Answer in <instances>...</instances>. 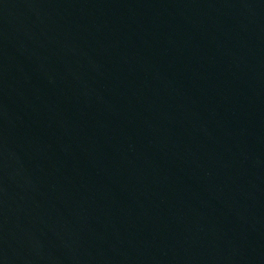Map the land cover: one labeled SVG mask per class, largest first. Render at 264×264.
Listing matches in <instances>:
<instances>
[{
  "label": "water",
  "instance_id": "1",
  "mask_svg": "<svg viewBox=\"0 0 264 264\" xmlns=\"http://www.w3.org/2000/svg\"><path fill=\"white\" fill-rule=\"evenodd\" d=\"M0 264H264V0H0Z\"/></svg>",
  "mask_w": 264,
  "mask_h": 264
}]
</instances>
